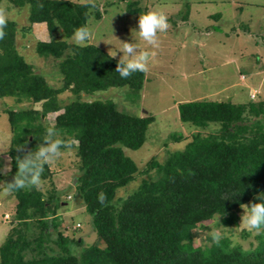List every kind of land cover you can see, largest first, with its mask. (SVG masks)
Masks as SVG:
<instances>
[{"label":"trees","instance_id":"1","mask_svg":"<svg viewBox=\"0 0 264 264\" xmlns=\"http://www.w3.org/2000/svg\"><path fill=\"white\" fill-rule=\"evenodd\" d=\"M6 1L16 7L29 5L27 23L19 27L24 33H32L34 23L45 25L46 36L36 39L35 50L59 59L62 85L52 86L34 70L17 50L15 21L0 18V98L40 103L39 109H4L11 131L6 151L10 171H0V182L16 204L15 224L0 245V264H264V100L179 103L180 119L197 131L182 150L162 162L149 159L146 171L153 175L131 193L116 197L117 189L138 172L122 146L139 148L154 117L124 112L110 100L62 105L58 95L109 87L141 90L144 69L92 43L69 40L74 34L87 38L88 18L101 17L96 2ZM132 4L138 1L128 3V10H140ZM52 113L50 125L43 116ZM67 137L78 157L76 187L100 239L78 254L74 246L81 240L61 231L48 239L49 228H56L53 216L59 199L54 187L42 191L36 186V181L51 180L46 150L52 144L65 147L56 141ZM244 204L250 205L249 214L261 227L255 245L245 249L217 235L208 244L194 245L195 229H205L204 222L217 216L225 225L236 223V211Z\"/></svg>","mask_w":264,"mask_h":264},{"label":"rangeland","instance_id":"2","mask_svg":"<svg viewBox=\"0 0 264 264\" xmlns=\"http://www.w3.org/2000/svg\"><path fill=\"white\" fill-rule=\"evenodd\" d=\"M73 1L98 3L101 17L90 15L86 23L87 38L74 34L70 41L97 45L145 72L141 90L109 87L79 94L64 90L58 95L62 105L71 100H110L124 112L154 117L139 148L122 146L138 172L133 180L117 189L116 197L131 193L142 180L153 175L152 170L146 171L149 159L155 157L162 162L172 152L182 150L191 133L197 131L180 119L179 103L198 99L234 104L264 100V0ZM132 1H138V5L132 4L131 8L139 6L140 10H128L127 5ZM28 13V4L16 7L6 0L0 4V18L11 19L17 25V50L49 84L60 87L59 59L40 56L35 50L36 39L46 36L45 25L34 23L32 33L19 29L27 23ZM251 93L255 94L254 98ZM30 106L39 109L40 103L17 102L9 96L0 98V171L4 174L10 171L6 151L11 143L4 109ZM55 114L43 119L52 125ZM71 142L70 137L57 139L56 143H63L65 147L52 144L51 150H46L51 180L36 181V186L42 191L54 187L59 199L53 216L56 228H49L48 239H55L58 231L79 239L82 244L74 246L78 254L83 247L99 243L100 239L76 187L78 157ZM15 204L16 198L0 182V245L15 224L12 223ZM249 212V204L241 206L236 211V223L231 225L220 222L219 216L205 221V229L194 230V245L208 244L217 235L227 238L231 244L251 248L257 243L261 227L255 225ZM48 244L54 246L52 242Z\"/></svg>","mask_w":264,"mask_h":264},{"label":"built area","instance_id":"3","mask_svg":"<svg viewBox=\"0 0 264 264\" xmlns=\"http://www.w3.org/2000/svg\"><path fill=\"white\" fill-rule=\"evenodd\" d=\"M251 97L254 98L255 97V94L254 93H251ZM76 226L79 227V223H77Z\"/></svg>","mask_w":264,"mask_h":264},{"label":"water","instance_id":"4","mask_svg":"<svg viewBox=\"0 0 264 264\" xmlns=\"http://www.w3.org/2000/svg\"><path fill=\"white\" fill-rule=\"evenodd\" d=\"M27 148H28V146H26V147L24 148L23 151L26 152ZM75 180H77V179H75ZM75 180H74V181H75Z\"/></svg>","mask_w":264,"mask_h":264},{"label":"crops","instance_id":"5","mask_svg":"<svg viewBox=\"0 0 264 264\" xmlns=\"http://www.w3.org/2000/svg\"><path fill=\"white\" fill-rule=\"evenodd\" d=\"M40 24H43V23H40Z\"/></svg>","mask_w":264,"mask_h":264}]
</instances>
